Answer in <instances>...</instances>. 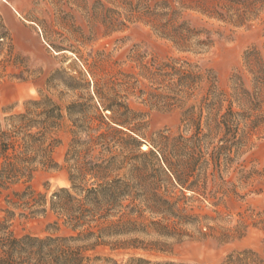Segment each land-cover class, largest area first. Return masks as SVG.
I'll list each match as a JSON object with an SVG mask.
<instances>
[{
  "label": "trees",
  "instance_id": "obj_1",
  "mask_svg": "<svg viewBox=\"0 0 264 264\" xmlns=\"http://www.w3.org/2000/svg\"><path fill=\"white\" fill-rule=\"evenodd\" d=\"M186 10L242 26L264 10V0H139L127 20L136 17L145 22L180 51L201 52L213 46L216 35L222 36L223 31L197 17L203 22L196 24ZM106 12L113 15L103 18L109 31L126 25L119 18L120 12ZM0 57V73L4 75L17 56L2 20ZM134 57L139 62L137 74L118 71L102 85L97 83L93 95L81 96L66 107L72 121L66 159L71 187L59 188L50 199L29 183L39 168L58 167L53 157L59 142L55 131L64 108L52 97L42 96L28 100L20 112H0V189L8 190L19 182L27 184L23 191L13 192L17 201L7 202L33 214L53 211L76 232L71 236H16L11 230L16 213L7 208L0 220V264H97V260L118 264L111 257L92 258L86 253L106 245L114 249L136 247L134 240L109 239L140 231L146 210L162 215L163 220L150 221L159 233L182 235L180 226L198 218L182 212L170 192H161L159 183L145 180L148 170L142 157L152 156L157 169L183 196L187 191L215 198L231 184L223 176L224 169L235 163L251 134L264 126V59L260 51L254 47L245 53L252 85L242 74L234 73L230 91L220 88L215 71L201 64L182 58L143 62V56ZM139 77L146 84L140 86ZM203 83L207 84L204 95L183 113L182 130L175 134L160 131L149 141L151 147L143 150L145 121L130 106L128 95L138 94L153 106L172 108L182 106L189 97L197 98L205 89ZM253 219V225L264 230V214ZM248 227L243 220L229 232L216 235L209 227V232L202 234L228 242L242 238ZM134 261L150 263L132 258L127 264ZM221 264H264V254L250 248L233 250Z\"/></svg>",
  "mask_w": 264,
  "mask_h": 264
},
{
  "label": "rangeland",
  "instance_id": "obj_2",
  "mask_svg": "<svg viewBox=\"0 0 264 264\" xmlns=\"http://www.w3.org/2000/svg\"><path fill=\"white\" fill-rule=\"evenodd\" d=\"M137 3L139 0H0V20L7 27L17 56L6 73H0V112L3 109L10 113L20 112L28 100L42 96L52 97L64 108V117L55 131L59 142L53 157L58 167L39 168L29 183L34 191L46 194L48 199L59 188L71 187L66 159L72 139V121L66 107L81 96L93 95L97 83L102 85L118 71L137 74L139 62L134 56H143V62L182 58L201 64L215 71L220 88L227 91H230L234 73L242 74L252 85L253 76L245 63L247 50L257 48L264 59V10L242 26L186 10L185 14H190L196 24L201 25L203 21L213 24L223 35H216V43L201 52H184L145 22L137 21L136 17L130 22L127 20ZM106 10L120 12L119 18L125 20L126 25L109 31L102 22L105 15L107 18L113 15ZM139 80L140 86L146 84L141 77ZM203 85L205 89L199 91L197 98L189 97L182 106L172 108L153 106L138 98V94L128 95L130 106L141 113L145 121L143 150L151 147L149 141L152 142L160 131L175 134L182 130L183 113L204 95L207 84ZM141 162L148 170L144 173L145 180L159 183L161 192L165 189L170 192L182 212L197 217V221L181 225L184 233L180 236H164L157 226L150 224V221L163 220L162 215L146 210L140 231L109 239L113 242L134 240L136 247L98 246L87 251V255L111 257L118 264H127L132 258L150 262L134 261L132 264H221L233 250L250 248L264 254V230L253 225L256 220L253 217L264 214V126L251 134L248 143L240 148L235 163L224 169L223 176L231 184L215 198L187 191L183 196L180 188L174 187L157 169L152 156L142 157ZM26 186L19 182L8 190L0 189V220L5 216V209L14 210L11 230L16 236L76 234L53 211L33 214L7 202L8 199L17 201L13 192L23 191ZM243 220L249 227L240 239L219 242L202 234L209 232V227L214 228L211 232L216 235L229 232ZM95 263L113 264L104 260Z\"/></svg>",
  "mask_w": 264,
  "mask_h": 264
}]
</instances>
